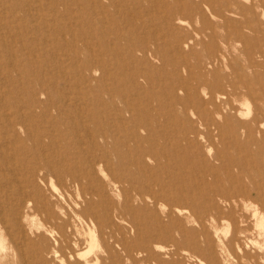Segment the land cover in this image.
<instances>
[{
  "label": "rangeland",
  "instance_id": "obj_1",
  "mask_svg": "<svg viewBox=\"0 0 264 264\" xmlns=\"http://www.w3.org/2000/svg\"><path fill=\"white\" fill-rule=\"evenodd\" d=\"M262 219L264 0H0V264H264Z\"/></svg>",
  "mask_w": 264,
  "mask_h": 264
},
{
  "label": "bare ground",
  "instance_id": "obj_2",
  "mask_svg": "<svg viewBox=\"0 0 264 264\" xmlns=\"http://www.w3.org/2000/svg\"><path fill=\"white\" fill-rule=\"evenodd\" d=\"M238 89V88H237ZM216 93H218V92H216ZM217 95V94H216ZM223 95V94H222ZM261 109H263V108H261ZM216 111V110H215ZM219 112H220V110H218ZM220 114V113H219ZM258 114V113H257ZM259 115V114H258ZM255 116V115H254ZM256 117V116H255ZM255 119V118H254ZM261 119V118H260ZM259 120V119H258ZM253 188H257V187H253ZM255 191V189H248V191H247V194L245 193V197H244V202L246 201V203H247V205L248 204H253L252 202H256L257 201V199L260 201V198H261V195L259 194V192L257 193V192H255V193H253ZM253 194L255 195V197H253ZM223 201L225 200V201H228V202H230L232 205H234V206H237V205H239V198H237L236 196H234V195H231V194H223V193H221L220 195H218ZM244 204V203H243ZM255 206H257V203L256 204H254ZM240 206V205H239ZM226 207V206H225ZM228 207V206H227ZM238 207V206H237ZM248 207V206H247ZM233 208V207H232ZM251 209H252V207H250ZM249 208V209H250ZM254 208V207H253ZM256 208V207H255ZM177 209V208H176ZM227 209V208H226ZM229 209V208H228ZM245 209V208H244ZM257 209V208H256ZM234 210V209H233ZM231 210V213H228V214H230V218L232 219V222H233V235H235V237L238 239H240V240H242V242H244V240H245V236L243 235V233L246 231V230H248V228H244V227H242V223L244 222L245 223V221H246V218H247V216L242 212V211H240V209L238 208L237 210ZM227 211H229V210H227ZM253 211H255L254 209H253ZM245 213H248V212H246V211H244ZM256 213V212H255ZM75 215V214H74ZM73 215V216H74ZM226 215V214H225ZM252 215V214H251ZM256 216H255V218L257 217V214H255ZM72 216V217H73ZM71 217V218H72ZM226 217V216H225ZM259 218V217H258ZM260 218H261V216H260ZM258 220V219H257ZM263 220V219H262ZM261 220V221H262ZM264 221V220H263ZM262 221V222H263ZM72 222V221H71ZM229 222H230V220H229ZM248 222V221H247ZM219 224H220V222H219ZM264 224V223H263ZM263 224H259L260 225V227H259V225H258V231H259V233L258 234H260V233H264V226H263ZM73 225V224H72ZM246 225V224H245ZM257 224H255V226H256ZM224 226H227V225H224ZM230 226V225H229ZM58 227V228H57ZM57 227H55V228H57V232L58 233H60V235L61 236H64L65 235V231H64V228H65V225H59V226H57ZM73 228V227H72ZM76 229V228H75ZM223 229H224V227H223ZM72 230H74V229H72ZM77 230V229H76ZM89 230V229H88ZM251 230V229H250ZM53 231H54V229H53ZM67 231H69L68 230V228H67ZM255 231H257L256 229H255ZM51 232V231H50ZM56 232V231H55ZM55 232H53V233H55ZM57 232H56V234H57ZM77 232V231H76ZM231 233H232V231H231ZM230 233V234H231ZM74 234V233H73ZM78 234V233H77ZM80 234V233H79ZM246 235V234H245ZM251 235V234H250ZM257 235V234H256ZM72 236V235H71ZM89 236V235H88ZM229 236H231V235H229ZM252 236V235H251ZM259 236V235H258ZM250 237V236H249ZM260 237V236H259ZM263 237V236H262ZM77 238V237H76ZM256 238V237H255ZM63 239V238H62ZM74 239H75V237H74ZM235 239V238H234ZM247 239V238H246ZM252 239V238H251ZM258 239V238H257ZM256 239V240H257ZM59 240V239H58ZM65 242L66 241H68L69 242V240H67V239H63ZM89 240V239H88ZM226 240H227V238H226ZM255 240V241H256ZM264 240V239H263ZM73 241V240H72ZM239 241V240H238ZM251 241V240H250ZM60 242V241H59ZM76 242V241H75ZM78 242V241H77ZM93 242V241H92ZM242 242H237V247H240V249L239 250H241V246H243V245H241L242 244ZM258 242V241H257ZM257 242H256V244H257ZM260 242V241H259ZM262 242H264V241H262ZM262 242H260V243H262ZM55 243V242H54ZM73 243V242H72ZM253 243V242H252ZM251 243V244H252ZM230 244H231V242H230ZM236 244V243H235ZM248 244H250V242L248 243ZM253 244H255V242L253 243ZM246 245H247V243H246ZM260 245V244H259ZM261 245H263V244H261ZM60 246V245H59ZM73 246H75V245H73ZM224 246V245H223ZM231 246H233V245H231ZM235 246V245H234ZM251 246V245H250ZM236 247V246H235ZM258 247H260V246H257V248ZM58 248V247H57ZM77 248H78V246H77ZM222 248V247H221ZM244 248H245V246H244ZM246 248L248 249V247L246 246ZM245 248V249H246ZM250 248V247H249ZM255 249V247H254V252L256 251V250H258V249ZM44 249V248H43ZM67 249V248H66ZM92 249H94V248H92ZM246 249V250H247ZM260 250H261V248H260ZM64 251V250H63ZM62 251V252H63ZM229 251V250H228ZM234 251H235V249H234ZM253 251V250H252ZM262 251V250H261ZM62 252H61V254H62ZM70 252V251H69ZM81 251H79V253H80ZM225 252V251H224ZM241 252V251H240ZM247 252H249V251H247ZM251 252V251H250ZM253 252V253H254ZM71 254H72V251L70 252ZM77 253V254H76ZM75 254H76V257L77 256H79L78 255V252H76ZM230 253V252H229ZM57 254V253H56ZM81 254V253H80ZM234 253H232V255H233ZM244 254L246 255V253L244 252ZM255 254V253H254ZM253 254V255H254ZM224 255V254H223ZM230 255H231V253H230ZM231 255V256H232ZM63 256V255H62ZM66 256H67V254H66ZM84 256V255H83ZM82 255H80V257H83ZM262 256V255H261ZM260 256V257H261ZM61 257V256H60ZM69 257V256H68ZM75 257V258H76ZM246 257H247V255H246ZM263 257H264V255H263ZM96 258V257H95ZM101 258V257H100ZM244 258V257H243ZM251 258V257H250ZM65 259V258H64ZM224 259V258H223ZM226 259V258H225ZM224 259V261H226ZM232 259L234 260L235 259V261H236V258H233V256H232ZM258 259V258H257ZM70 260V259H69ZM230 260V259H229ZM233 260H231L232 262H233ZM254 260V259H253ZM259 260V259H258ZM257 260V261H258ZM65 261V260H64ZM93 261V260H92ZM100 261V260H99ZM223 261V260H222ZM243 261H247V260H243ZM252 261V260H251ZM261 262H262V260H260ZM79 262V261H78ZM77 262V264H79ZM81 262V261H80ZM85 263L84 264H89L87 261H84ZM98 262V261H97ZM253 262V261H252ZM259 262V261H258ZM236 263V262H235ZM239 263V262H238ZM246 263V262H245ZM69 264V263H68ZM75 264V263H74ZM247 264H249V263H247ZM250 264H252V263H250Z\"/></svg>",
  "mask_w": 264,
  "mask_h": 264
}]
</instances>
